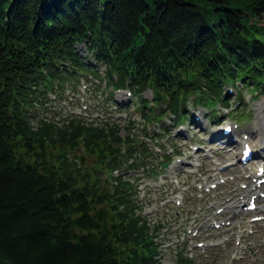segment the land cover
Returning a JSON list of instances; mask_svg holds the SVG:
<instances>
[{
  "label": "trees",
  "instance_id": "trees-1",
  "mask_svg": "<svg viewBox=\"0 0 264 264\" xmlns=\"http://www.w3.org/2000/svg\"><path fill=\"white\" fill-rule=\"evenodd\" d=\"M263 16L264 0H0V264H162L136 188L114 182L151 150L123 153L137 142L116 125L34 124L39 88L96 76L84 45L101 81L177 118L191 98L228 106L224 88L264 86Z\"/></svg>",
  "mask_w": 264,
  "mask_h": 264
},
{
  "label": "rangeland",
  "instance_id": "rangeland-1",
  "mask_svg": "<svg viewBox=\"0 0 264 264\" xmlns=\"http://www.w3.org/2000/svg\"><path fill=\"white\" fill-rule=\"evenodd\" d=\"M259 24H264V16ZM77 47L81 56L84 58L89 57L92 59L91 61H94L86 46L80 45ZM101 70L104 71L105 67L102 66ZM81 83L87 87L86 90L80 88L79 93L73 94L69 91L68 86H65L64 89L57 91L59 97L48 96L49 100L46 101L44 106L37 108L40 111H37L36 118L31 115L34 118L33 123L37 124L47 112L59 122L70 116L84 115L85 117L89 116L92 111L103 110H106L108 117H112L110 121L119 124L120 127H124L125 123L130 119L136 121L135 131H133L132 136L138 141L136 147L145 143L146 147L154 153L146 159L142 157L140 161L144 160L142 162L138 161L141 164H139L137 171H133L132 175L135 174V180L141 179L137 183L139 185L138 191H140L138 203L143 207L144 215L152 226L164 227V231L161 232L163 234L161 243H164L162 248L163 264H178L182 258H188L192 261L191 264H264V222L259 224L251 223V218L255 213H250L249 215H243L242 222L239 219L232 226L215 230L210 239L209 234L201 235L200 232L196 234L194 227H201L206 223L211 225L214 218H219L215 214V208L211 209V204L216 199H230L229 194L225 191H219L220 188L210 193L188 189V192L184 194L186 201H183L182 205H177L176 201L180 198L177 190L179 185L177 183L182 179L185 182H190L191 179V183L195 186L196 183H199L197 180L200 176H193L188 173L181 175L177 169H173L178 160H184L185 158L189 159L188 162L194 165L204 164L208 160L203 156L202 152L194 153L192 149L195 146L201 147V145H205L202 146L205 149L211 146L213 153L211 152L210 154H214V158H216V151L221 148H219L218 144L211 145L213 142L209 141L213 134L220 132L223 125L229 122H238L240 124V134H253L252 143L256 149H259L260 141L264 139V129L261 130L258 126V112L264 110V96L250 100L251 97H248L247 90L243 89L242 91L241 86V89L234 88V91L231 90L233 94H230L231 97L228 100L230 99L232 103H237L241 99L239 94L242 93L243 100H240L242 102L237 110L242 111L239 114L240 116L243 112L249 111V115L254 119L252 123L239 122V118H229L227 113L223 112L222 107H219L215 112L208 113L204 108L188 104L187 110L190 115H194V119L195 117L201 118V121H195L198 127L195 125L196 129H194L193 125L184 124L179 127L176 122L172 124L173 122L167 115L164 116L166 119L162 121L163 124H160L161 119L159 116H156L155 120L145 118L144 115H141L144 105L139 102L135 104L138 99L141 101L139 96L133 100L134 104L130 105V111L109 112L105 108L103 99L102 101L99 100V94L102 95L104 93L109 97V93L113 91L114 87L106 86L105 88L104 85L95 88L92 84L88 86L84 81ZM140 97L151 101L154 94L147 91ZM137 107L139 110H135ZM151 111H154V107L151 108ZM155 111L158 113L159 107ZM151 114L149 113L148 115L150 116ZM215 114L222 117L221 121H225L221 124L217 121L212 124L211 121ZM247 116H243L241 121L249 120L250 118ZM261 117L264 119V115ZM157 126L163 128L162 134L159 133V136H157ZM182 128L184 131L180 133L181 136H177L178 131ZM255 129L257 130L256 134H254ZM185 133L191 137L185 136ZM166 134L169 137L168 139L165 137ZM229 150L230 148L226 151L222 150L220 155L227 158H223L224 161L233 162L238 158L235 155L239 154V147L232 152ZM80 154H83V151H80ZM166 160L170 163V169L164 171L162 163L166 162ZM256 162H259V160H256ZM87 163L90 164L91 162L85 158V164ZM210 164L211 161H207L206 166ZM151 170L155 171L152 177L149 174ZM208 170L209 168L204 169L205 172ZM240 172H242L241 168L234 171V173ZM207 177H209V174ZM160 181L163 182L160 183ZM239 222L241 223L238 224ZM202 242L206 243V247H198V244ZM209 244L214 245L208 246ZM206 248H208L207 251Z\"/></svg>",
  "mask_w": 264,
  "mask_h": 264
},
{
  "label": "bare ground",
  "instance_id": "bare-ground-1",
  "mask_svg": "<svg viewBox=\"0 0 264 264\" xmlns=\"http://www.w3.org/2000/svg\"><path fill=\"white\" fill-rule=\"evenodd\" d=\"M264 115V114H261V116ZM259 122V121H258ZM264 124V123H263ZM183 132V131H182ZM181 132V133H182ZM261 145H264V141L261 143ZM232 147H235V145H232ZM262 148V147H261ZM262 150L264 151V147L262 148ZM255 152V151H254ZM257 152V151H256Z\"/></svg>",
  "mask_w": 264,
  "mask_h": 264
},
{
  "label": "water",
  "instance_id": "water-1",
  "mask_svg": "<svg viewBox=\"0 0 264 264\" xmlns=\"http://www.w3.org/2000/svg\"><path fill=\"white\" fill-rule=\"evenodd\" d=\"M82 160H83V162H84V159L82 158ZM53 169H54V167H53Z\"/></svg>",
  "mask_w": 264,
  "mask_h": 264
}]
</instances>
